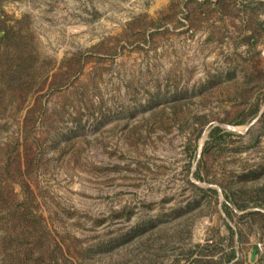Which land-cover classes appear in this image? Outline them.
Returning <instances> with one entry per match:
<instances>
[{"label":"rangeland","instance_id":"rangeland-1","mask_svg":"<svg viewBox=\"0 0 264 264\" xmlns=\"http://www.w3.org/2000/svg\"><path fill=\"white\" fill-rule=\"evenodd\" d=\"M0 29V264H264V0H0Z\"/></svg>","mask_w":264,"mask_h":264},{"label":"trees","instance_id":"trees-1","mask_svg":"<svg viewBox=\"0 0 264 264\" xmlns=\"http://www.w3.org/2000/svg\"><path fill=\"white\" fill-rule=\"evenodd\" d=\"M12 28V27H11ZM3 31L4 32V30L3 29H0V31ZM6 37H8V32L7 31H5L4 33H3V35H1L0 36V40H4ZM21 53H23L22 51H21ZM25 61H28L27 59L25 60ZM30 61V60H29ZM28 68V67H27ZM20 69V68H19ZM17 77L19 78V79H23L22 81L21 80H18V81H20V83H24V82H26V78H29L30 80L31 79H33V76H32V74H30L28 71H27V69H26V67L24 68V70L23 69H20L18 72H17ZM16 93V92H15ZM14 92L11 94V97H14L16 94H15ZM219 129L218 128H215V129H213V131H211V133H210V137L216 132V131H218Z\"/></svg>","mask_w":264,"mask_h":264}]
</instances>
